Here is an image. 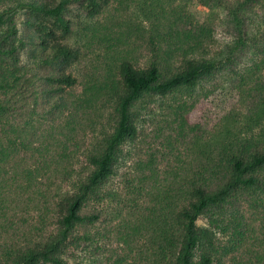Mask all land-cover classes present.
Listing matches in <instances>:
<instances>
[{
	"label": "trees",
	"instance_id": "trees-1",
	"mask_svg": "<svg viewBox=\"0 0 264 264\" xmlns=\"http://www.w3.org/2000/svg\"><path fill=\"white\" fill-rule=\"evenodd\" d=\"M182 1L0 0V167L25 157L21 178L12 181L20 198L15 205L6 194L0 198V264H68L76 225L94 226L100 216L83 209L105 199L123 207L115 224L95 232L96 264H264V0H198L208 13L194 26L176 17ZM129 5L131 19L115 17ZM103 12L110 14L105 22H89ZM19 13L33 31L32 75L19 64L25 45L17 35ZM44 20L61 38L40 34L49 30ZM217 29L228 42L211 53ZM68 35L101 46L104 63L64 98L61 84L76 80L60 69L78 55ZM223 68L234 75L245 119L205 138L185 115L199 98L197 85ZM36 82L45 99L57 96L51 103L57 109L45 111L57 125L40 139L44 144L30 146L4 115ZM86 133L94 138L90 146ZM126 158L131 167L122 172L123 188H106ZM72 175L75 192L50 193L55 181ZM148 194L155 201L146 238L136 241L133 224ZM33 205L40 208L35 222L28 219Z\"/></svg>",
	"mask_w": 264,
	"mask_h": 264
},
{
	"label": "rangeland",
	"instance_id": "rangeland-1",
	"mask_svg": "<svg viewBox=\"0 0 264 264\" xmlns=\"http://www.w3.org/2000/svg\"><path fill=\"white\" fill-rule=\"evenodd\" d=\"M183 6L181 7L176 15L179 22L185 24L186 26H194L196 24L202 23L207 17V10L198 2V0H185L182 1ZM133 9V8H132ZM107 12H103L101 15H96L94 18L90 19V23H103L108 18ZM110 15V14H109ZM115 17L119 19L128 20L131 19V5L128 6L126 12H116ZM26 13H19L16 15V27L17 35H20L23 42L25 43L23 49L19 53V64L23 66V71L26 75L34 74V70H37V63L34 61L33 54L36 50L31 48L29 42V31L28 27L25 25ZM45 26L49 28L48 33H42V35H49L50 38H61L62 32H60L50 21H43ZM216 23V21H214ZM75 24V23H74ZM36 37V36H35ZM66 42L72 45L74 49L77 50V58L70 61V63L60 69L64 74H70L75 80V84L71 86H65L62 88V94L75 93L80 90V84L83 77L87 75H93L94 73L101 70L104 63L103 58V48L99 45L88 43L86 37H76L75 35L65 36ZM227 41L226 36L219 29L215 30L212 37V41L208 50L210 52H215L217 49L221 48L223 44ZM43 83H34L31 89H26L21 92V96L18 95L13 99V103L10 106L11 112L4 115V119L9 125L18 128L22 131V136L29 142H32L30 146H36L43 142L42 139L45 132L49 130L52 126L57 125V120L54 121L49 117V114L45 112L49 108L55 109L56 106L52 105L54 100H57V96H50L49 99H45V95L40 92ZM56 84H53L54 86ZM237 85L234 82V75L226 68L221 69L219 72L212 74L206 81H202L197 85L194 91V95H198L196 104L194 107L185 115L186 121L189 124L197 123L199 125L200 132H203L205 138L211 137L217 131H221L225 127H232V125L242 124L245 119V113L247 110L246 105L242 104L239 98V92ZM57 109V108H56ZM58 119V118H57ZM61 118L58 119L60 121ZM151 122H145L144 125H149ZM43 134V135H42ZM87 136V137H86ZM83 139L86 142L85 146H90L94 142V138L86 133ZM0 138H4L3 126L0 123ZM45 141V140H44ZM86 149H82L80 155L77 157L78 160L74 164L73 168L75 171H79L84 163V152ZM129 149V148H126ZM25 151L20 148V155H24ZM20 159H15L8 165L0 167V198L2 195L6 194V199L13 201L14 199H19V195L15 192L14 186L12 185L13 179L18 180L21 178V170L24 167L25 157H17ZM169 165V164H167ZM131 164L126 158L125 162L120 164L116 170V175L108 182L106 188L111 190H119L122 187L120 181L123 171L130 170ZM74 175L66 183L54 182V187L51 190V194H57L59 196L70 195L71 192H75L76 188L73 185ZM10 185V186H8ZM60 186L59 190H56ZM13 189V192L8 194L7 188ZM56 191V193H55ZM16 195L18 197H16ZM155 201L154 196L151 194L146 195L141 202L140 211L136 217L133 224V238L138 240V238H146L144 235L145 230V219L146 214L151 209ZM123 206L121 204L115 203L110 199H105L98 203L88 204L83 211L96 210L100 212V216L97 221H95L94 226L79 227L76 225L72 238L67 242V255L66 261L68 264H96V261L100 258L93 254V246L99 245L100 240L95 236V232L101 230L102 228L113 225L118 220V211ZM120 212L124 213V209ZM40 213V208L38 205H33L28 209V219L31 222H35L38 219ZM53 223V222H52ZM196 226L204 227L206 222L204 218L198 217L195 222ZM51 228L53 227L52 224ZM86 234L88 237L84 236Z\"/></svg>",
	"mask_w": 264,
	"mask_h": 264
}]
</instances>
